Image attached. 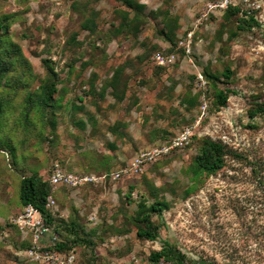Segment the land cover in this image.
Here are the masks:
<instances>
[{"label": "rangeland", "instance_id": "374dc122", "mask_svg": "<svg viewBox=\"0 0 264 264\" xmlns=\"http://www.w3.org/2000/svg\"><path fill=\"white\" fill-rule=\"evenodd\" d=\"M136 1L145 6L139 20L116 33L126 9L120 0H0V19L12 15L8 35L29 64L28 72L17 71L26 84L0 87L10 102L0 129V264H40L23 257L25 240L9 221L22 208L21 177L47 179L56 160L97 177L54 195L59 237L76 236L61 226L74 221L85 239L74 245L83 260L148 264L149 252L167 242L188 264H264V113L248 114L252 104H264V0H235L255 20L243 27L237 19L248 16L239 11L208 13L197 23L211 0ZM188 32L192 52L185 55L175 43ZM169 47L174 62L158 68L154 51ZM44 59L58 74V91L52 109L36 111L26 97L47 77ZM197 71L216 76L208 78L199 124L204 89ZM223 87L235 93L217 108L213 95ZM186 126L197 133L187 145L137 175L114 177L141 150ZM206 136L229 150L211 175L192 163ZM155 198L167 204L162 221L151 216L159 235L140 239L138 203Z\"/></svg>", "mask_w": 264, "mask_h": 264}, {"label": "trees", "instance_id": "16d2710c", "mask_svg": "<svg viewBox=\"0 0 264 264\" xmlns=\"http://www.w3.org/2000/svg\"><path fill=\"white\" fill-rule=\"evenodd\" d=\"M121 3L125 6L126 9H121L122 12V22H120L115 28L116 33H120L123 29V24L130 23L131 26H134V23L139 20V13L144 9V5L136 0H120ZM129 10L134 12L133 16L129 17ZM239 8L235 6H230L224 11V14L227 15L230 12H238ZM12 17L11 14H6L0 19V87H18L26 84V80L19 76L17 73H26L28 72V59L25 57L21 47L13 42L9 35V20ZM238 26L243 27L246 25H250L252 22H255L252 16H248V18L238 17ZM90 24L92 21H88ZM242 24V25H240ZM82 28L88 29L89 24L83 23ZM91 29V28H90ZM92 30V29H91ZM170 48V47H169ZM173 47L167 49L163 52H172L178 48L183 53L181 47L177 46V42L175 43V49L172 50ZM157 51V50H156ZM155 52V51H154ZM44 66L47 69V77L44 78L41 83L38 85L37 89L32 93L27 94L26 101L28 102L29 109H36V111H44L54 106V93L58 91L57 83L59 81V77L57 72L54 70V67L51 65V61L48 59L43 60ZM158 68H165L166 66L157 65ZM12 75L9 76V73ZM205 79L208 82V78L215 80L216 76L210 75L208 73L202 72ZM231 71L228 67H226L222 71V76L226 79L230 78ZM115 81V74L113 75L112 82ZM209 84V83H208ZM0 129L1 123L3 122L4 117V107L9 105V100L7 99V92L3 89H0ZM235 93L234 90L229 87H223L217 89L214 93V99L216 107L219 108L226 104L227 98L230 94ZM31 106V107H30ZM264 113V104L256 102L252 104V107L249 109L248 114L250 117H253L257 114ZM54 126V123H52ZM198 138V137H194ZM229 153L228 147L222 143L220 140H213L210 137H201L199 138L198 150L196 151L193 157V165L197 168L198 171H203L208 175L215 174L220 169H222L225 165V156ZM158 160V159H157ZM155 160V161H157ZM58 161V160H56ZM154 161V162H155ZM54 162V161H53ZM52 162V163H53ZM61 167L65 170L76 172L73 170H69L62 165L60 161H58ZM153 163V162H152ZM52 165V164H51ZM51 171V167H50ZM49 171V174H50ZM78 173V172H76ZM82 174V173H81ZM65 188V187H61ZM54 194L56 192L51 191L48 178L44 179L41 175L36 172H32L28 176H22L19 182V200L22 207L28 203H31L38 210H40L45 223L54 225V229L59 235L58 227L60 226V221H57L51 209L45 206L46 199L50 194ZM138 207L140 209L139 214L135 217V220L138 222L135 234L140 239L146 240H156L159 235V222H155L151 216L152 214H156L162 221V212L166 209L167 204L165 201H161L158 198H155L153 202L149 205H145L142 201L138 203ZM9 223L14 226L16 229V225L11 221ZM61 226H66L65 229L70 230L69 233L75 234L71 240H62L56 243V248L62 251H68L72 249L75 244H79L81 242H85L84 238H80L79 235L73 230L75 227V222L71 221L69 224H63ZM70 228V229H69ZM19 232V230L17 229ZM60 236V235H59ZM60 238V237H59ZM25 240V247L28 245V239ZM24 247V248H25ZM76 250V249H75ZM77 252V251H76ZM79 262L81 264H97L93 259H88L87 261L83 260L81 255L77 252ZM159 259H163L166 261H171L174 264H188L186 261V257L183 252L177 249L175 246L162 242V245L157 250H151L148 255V264H155Z\"/></svg>", "mask_w": 264, "mask_h": 264}, {"label": "built area", "instance_id": "2783aa9c", "mask_svg": "<svg viewBox=\"0 0 264 264\" xmlns=\"http://www.w3.org/2000/svg\"><path fill=\"white\" fill-rule=\"evenodd\" d=\"M243 2L247 4L248 0H243ZM237 4L235 0L208 1L205 3L204 11L198 17L197 23L207 19L208 13H223L230 6H237L239 12L243 13L244 16H252L250 15L252 14L251 9L247 7L240 8ZM177 46L182 48L185 55H189L192 52L191 33L188 32L185 36L180 37L177 41ZM174 56L175 54L173 52H162L161 50H157L153 53L152 58L155 64L167 66L174 62ZM194 74L195 80L200 83L204 89L201 100V116L196 120V123L199 124L203 116L207 114V102L204 99L207 80L201 71H197ZM196 134L193 126L184 127L169 140L141 150L126 167L121 169L120 172L115 173L114 177H119L120 174H139L147 165L155 160L187 145ZM96 178L95 175L80 174L65 170L58 161H54L51 165L48 182L51 191L56 192L61 187L77 188L85 183L96 180ZM45 206L51 209V211L56 207V200L53 193L47 197ZM10 221L16 225L22 238L28 239L29 241L28 245L21 250L23 257L27 260L40 264H81L74 248L68 251H62L56 248V243L60 241V238L54 229V225L45 223L40 210L31 203L24 205L15 215H11ZM155 264L174 263L159 259Z\"/></svg>", "mask_w": 264, "mask_h": 264}]
</instances>
